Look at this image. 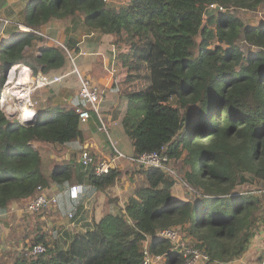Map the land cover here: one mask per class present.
<instances>
[{
	"label": "trees",
	"instance_id": "16d2710c",
	"mask_svg": "<svg viewBox=\"0 0 264 264\" xmlns=\"http://www.w3.org/2000/svg\"><path fill=\"white\" fill-rule=\"evenodd\" d=\"M212 4L225 11L210 9ZM261 7L264 0H129L120 6L112 0L34 1L28 27L41 30L51 20L81 17L89 30L122 45L115 66L127 74L117 76L112 89L127 102L119 123L133 155L167 146L179 160L186 151L183 180L193 193L174 198L177 182L170 174L140 166L144 184L128 198L125 212L96 219L69 236L66 246L51 244L41 232L15 264H143L148 240L150 253L164 255L166 264H186L184 254L158 236L171 227L196 238L212 261L247 252L264 225V21L246 25L237 12ZM18 64L38 77L66 69L70 59L41 35L18 32L0 44V95L7 71ZM50 98L30 121L0 108V216L10 204L35 198L39 186L72 200L70 186L109 189L122 174L95 173L100 159L83 146L79 115ZM84 150L94 158L91 166L77 159ZM248 184L258 187L257 194L241 190ZM39 244L46 251L31 255Z\"/></svg>",
	"mask_w": 264,
	"mask_h": 264
},
{
	"label": "crops",
	"instance_id": "0c3cea01",
	"mask_svg": "<svg viewBox=\"0 0 264 264\" xmlns=\"http://www.w3.org/2000/svg\"><path fill=\"white\" fill-rule=\"evenodd\" d=\"M34 1L0 0V19H7L12 22L8 26H3L0 20V31L4 30L3 35L0 37V44L14 39L18 32L25 31L19 25L23 27L27 26L24 24L26 12L29 11L28 9ZM41 30L50 36L67 41L68 45L78 56L77 64L80 70L101 88L102 117L107 122L109 134L107 136L100 130V122L96 115L92 113L90 119L81 124L84 148L90 150L100 161L110 160L113 157L112 145L118 146L117 148L126 155H133L134 146L122 131L119 123L127 102L119 96L118 92L112 89L115 78L109 73L110 68L107 66L109 63L108 56L109 54L111 56L113 48H117L120 52L122 46L115 43V37L112 35H103L89 30L81 17L76 20H51L42 25ZM70 69L71 67L68 65L66 69L52 72L50 76L63 75ZM124 72L119 75L121 79L127 74V69ZM22 76L26 77L27 82H29L30 77H34L32 70L28 67L22 73ZM78 91L79 82L76 76L69 75L61 83L42 89L37 93L36 99L38 100V104L46 105L51 99L50 97H52L54 105L67 109H75L77 105L82 104L78 97ZM70 155L67 152L62 159L69 158ZM79 157L80 153L77 154L78 160ZM133 166L125 159L117 160L113 163L112 168L122 174L115 185L109 189H94L90 185H85L84 194L76 202L73 199H69L68 195L64 192H60L61 194L55 192V194L60 196V203L56 209L58 213L54 210L50 214L32 215L26 213V215L23 213L25 211L23 203L10 204L7 213L0 216V264H15L20 237L16 240L13 239L14 235L7 238V231L10 228L14 233L19 231L24 232L25 235H28L31 229H43V233L48 236L50 235L48 239L56 238L62 232L67 235L66 237H71L77 232H84L86 229L91 228L96 219L106 214L125 212L128 198L140 185L144 184V177ZM55 190V187L47 189L48 192H54ZM173 196L177 198L174 194ZM72 205H74L73 208ZM69 212L75 213V219H64V214L67 215ZM55 223L60 224V226H53ZM4 241H6V245H2ZM252 246L256 249V254L251 252V254H248L250 258L257 261L261 256L263 258L264 252H261L259 255L258 250L260 251V249L264 248V225L260 232L252 239ZM254 255H257L256 258H254ZM260 262L258 261V264Z\"/></svg>",
	"mask_w": 264,
	"mask_h": 264
},
{
	"label": "built area",
	"instance_id": "2783aa9c",
	"mask_svg": "<svg viewBox=\"0 0 264 264\" xmlns=\"http://www.w3.org/2000/svg\"><path fill=\"white\" fill-rule=\"evenodd\" d=\"M110 1V0H104ZM210 9H216L218 11H225V8L212 4ZM3 26L12 24L10 20L0 19ZM22 30L33 31L42 37H44L50 44L54 46H60L64 48L70 59L71 69L63 75H39L38 77H30L28 83H22V73L27 70V67L21 64L12 66L6 74V82L3 86V90L0 95V108L5 111L7 115L17 118L20 122L30 121L37 117L38 100L35 98L36 92L39 90L50 87L54 84L61 83L67 76L75 75L79 82L78 97L82 104L75 107V112L79 115L81 123L87 122L92 113L96 115L100 122V130L109 134V128L106 121L102 117L101 105H102V91L100 87L95 84L88 76H86L79 68L76 56L72 55L70 48L67 47L58 38L50 36L42 30H36L27 26L19 25ZM4 30L0 31V37L3 35ZM117 67H111L112 75L116 72ZM114 155L110 160H102L95 166V173L99 176L108 174L113 169V163L117 160L125 159L134 166L153 167L167 172L172 177L178 178L181 182L185 183L183 178H179L173 165V159L168 153V147H163L160 151L145 152L138 156L126 155L115 145H112ZM79 161L84 166H91L94 163V158L88 150H84L80 154ZM186 184V183H185ZM40 193L30 200L25 205V211L29 214L43 213L46 209L50 211L52 208H56L59 205L58 194L50 195L47 189L42 186L38 187ZM85 192L82 184H74L69 187V195L73 199H79ZM69 217H74V212L68 213ZM182 229L180 227L166 228L162 230L158 236L168 239L172 245L179 243L182 239ZM173 250V249H172ZM46 247L44 245H35L32 247L30 254L37 255L44 253ZM186 264H199L200 262L211 261L209 254L202 249L195 246H191L186 249L184 254ZM164 255H152L148 248L144 250L143 264H158V261H164ZM237 260V259H236ZM237 261H232L230 264H236ZM216 264H220L216 260ZM264 264V256L260 262Z\"/></svg>",
	"mask_w": 264,
	"mask_h": 264
},
{
	"label": "rangeland",
	"instance_id": "374dc122",
	"mask_svg": "<svg viewBox=\"0 0 264 264\" xmlns=\"http://www.w3.org/2000/svg\"><path fill=\"white\" fill-rule=\"evenodd\" d=\"M113 2H115V4L116 5H118V6H120L121 4H128V1L127 0H112ZM126 2V3H125ZM237 15L239 16V18L243 21V23L244 24H246V25H250V26H258V25H260V24H262V22L264 21V7H261V8H259V9H257V10H255V11H252V10H240V11H238L237 12ZM60 40V39H59ZM63 40V39H62ZM62 40H60V41H62ZM67 47H69L70 48V51H71V53H72V55L74 56H76V61H77V63H78V56H77V54H76V52L74 51L73 52V49L68 45V43H67V41H65V40H63L62 41ZM115 43L116 44H118V45H121L120 43H117L116 41H115ZM122 43V42H121ZM122 46V45H121ZM253 50H257L255 47H253L252 48ZM121 50V49H120ZM112 51V50H111ZM117 53H119V51L117 50V48H113V51L111 52V56H110V54H109V56H108V68H110L109 69V73L112 75V73H111V67L112 66H115V64H116V58H115V55L117 54ZM246 54H249V52L248 51H246ZM116 67V66H115ZM124 71H126V69H124L123 70V68H119L118 66H117V70H116V72L112 75V76H114V78H116L117 76H119V75H121ZM125 73V72H124ZM99 86V85H98ZM100 87V86H99ZM101 89V88H100ZM41 90H39L38 92H40ZM38 92H36V94H35V98H36V95H37V93ZM4 111V110H3ZM5 112V111H4ZM9 117H12V116H10V115H8ZM107 123V122H106ZM103 133H105L107 136H108V134L105 132V131H103ZM121 145V144H120ZM118 147V146H117ZM119 149V148H118ZM183 156L179 159V160H175V159H173V165H174V168H175V170H176V173H177V175H178V177L180 178H185V173H186V170H188V168H189V166L185 163V156L187 155V152L186 151H184L183 152ZM129 167V166H128ZM127 167V168H128ZM133 167H135V169H138L139 170V168H138V166H133ZM130 168H132V166H130ZM167 173V172H166ZM175 180H176V182H177V184H176V186L173 188V194L177 197V199L179 198V197H181V198H185V197H187V198H189V197H192V194L191 193H193L192 192V190L189 188V186H187L185 183H183V182H181L180 180H178V178H176V177H173ZM257 186L256 185H254V184H248V185H245V186H242L241 187V190H248V191H250V192H252V193H256L257 194ZM29 201H27L26 203H23V208L25 209V205L28 203ZM58 207H56V208H51L50 209V211L49 210H45V211H43V214H45V213H47V214H50L51 212H53L54 210H56ZM55 212H57L58 213V211L56 210ZM23 213H27L26 211H24ZM29 214V213H28ZM40 214H42V213H40ZM27 215V214H26ZM34 215H37V214H34ZM76 216V215H75ZM75 216L74 217H69L68 216V214L66 215V214H64V219H68V220H73V219H75ZM53 226H55V227H58V226H60V224H53ZM63 226V225H62ZM171 228H173V227H171ZM181 228V227H180ZM50 231V230H49ZM52 231V230H51ZM183 231V233H182V239H181V241L179 242V243H176L175 245H172V248L171 249H173V250H175V251H179V252H182L183 254H185V252H186V249L187 248H189V247H191V246H195V247H197V248H199L198 247V245H197V242H196V238H192L191 236H188V234L186 233V231L185 230H182ZM8 233V237L7 238H9L10 236H12V235H14L13 236V239L14 240H16L18 237H20L19 238V244H18V251L16 252V256L17 255H19V254H21V253H23V251H28L29 250V248H30V246H32V241L34 240V238L36 237V235H38V234H40L41 232H43V229H40V230H35V229H31V231H29L28 232V235H25L24 234V232H13V230L10 228V229H8V231H7ZM67 235L66 234H64L63 232H62V234H60L59 236H57L56 238H52V239H49V242L52 244V243H56L57 242V244L58 245H61V246H66L67 245V242L69 241V237H66ZM171 243V242H170ZM7 243H6V241H4L3 242V244L2 245H6ZM251 244H252V241H251ZM251 244H250V247L248 248V250H247V252L241 257V258H239V259H237V260H235V261H237L236 262V264H258V261H261L262 260V256L258 259V261L257 260H255V259H253V258H250V255H248V254H251V252H254L255 254H256V249L255 248H253V246L251 247ZM253 245H254V243H253ZM149 247V240L147 241V242H145V244H144V250L146 249V248H148ZM199 249H202V248H199ZM258 252H259V255H260V253L261 252H264V248H262V249H260V251L258 250ZM258 255V256H259ZM263 255V254H262ZM15 256V257H16ZM27 256V255H26ZM256 256L257 255H254V258H256ZM28 257V256H27ZM185 257V256H184ZM29 258V257H28ZM16 259V258H15ZM218 261V260H217ZM232 261H234V260H232ZM232 261H228V262H223V261H218V262H221L220 264H230V262H232ZM216 261H209V262H200L199 264H216L215 263ZM158 264H166V261L164 260V261H158ZM198 264V263H197ZM260 264V263H259Z\"/></svg>",
	"mask_w": 264,
	"mask_h": 264
},
{
	"label": "bare ground",
	"instance_id": "6f19581e",
	"mask_svg": "<svg viewBox=\"0 0 264 264\" xmlns=\"http://www.w3.org/2000/svg\"><path fill=\"white\" fill-rule=\"evenodd\" d=\"M25 78H26V77H25ZM25 78L22 79V83H28V82H27V79H25Z\"/></svg>",
	"mask_w": 264,
	"mask_h": 264
}]
</instances>
